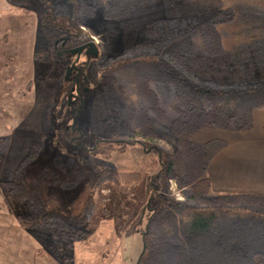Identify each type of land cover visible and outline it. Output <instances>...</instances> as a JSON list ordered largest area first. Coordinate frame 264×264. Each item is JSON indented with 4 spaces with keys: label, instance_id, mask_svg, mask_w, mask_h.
I'll return each mask as SVG.
<instances>
[{
    "label": "rangeland",
    "instance_id": "rangeland-1",
    "mask_svg": "<svg viewBox=\"0 0 264 264\" xmlns=\"http://www.w3.org/2000/svg\"><path fill=\"white\" fill-rule=\"evenodd\" d=\"M82 1L95 9L93 16L84 10L78 22L88 37L93 39L97 55H82L76 64V73L67 77L69 69L76 62V55L63 53L62 48L50 50L45 58L50 59L49 64L38 65L36 74L28 69L26 85L34 80V86L30 83L21 91L27 94L26 104L11 106L10 111H0V153L6 157L5 160L8 157L18 160L20 157L24 159V167L35 160H47L45 164L54 171L52 179L48 181L50 189L66 203L82 189L88 168L101 160L100 156L90 155L100 141L127 140L126 136L132 134L133 140L150 141L165 152H175L176 142L171 132L175 117L170 109L174 101L173 92L166 85H151L158 95L162 114L148 113L157 137L145 139L133 122L136 103L121 88L117 76L108 72L109 59L123 58L137 44L161 40L173 31L188 28L194 31L193 55H206L201 47L199 30L222 20V12H230V20L221 22L224 24L218 30L225 50L241 51L245 64L237 68L238 72L234 65L231 70L224 71L218 67L214 71L208 70L209 65H199L198 69L194 61H190V56L187 65L193 72V78L201 85L224 90L247 88L264 82L262 66L258 64V68L255 64L264 42V0H151L146 5L134 8L129 17L118 20L105 18L107 0H25L22 5L14 7L16 12L12 24L27 22V34L34 43L37 40L38 49L54 46L58 43L55 40L65 38L66 34L56 27H44L43 23L39 26L38 23L45 19L52 20L53 13L72 15ZM26 11H30L31 15H26ZM234 39L241 41L238 48L232 46ZM75 45L70 40L65 50L76 49ZM146 51V48H140L135 54ZM78 76L82 77L80 87L85 89L75 124L79 132H73L68 127L73 126L78 104H73L69 97L77 85ZM21 98L24 99L23 96ZM70 141L78 147L71 149L68 146ZM201 146L200 143L194 145L195 148ZM110 155L111 158L104 161L106 167L118 173L138 169L129 151ZM14 163L13 160L9 161L10 165ZM146 172L152 174L153 171ZM117 181H111L99 189L95 209L81 227L87 232L85 240L81 236L76 239L64 238L46 228L33 230L44 245L43 255L48 264H138L144 247L142 229L145 224L141 225V216L138 217L137 209L131 205L129 187L123 185L124 181H120V178ZM165 185L177 201H185L183 187L176 179ZM159 190L164 192L160 185ZM21 204L18 209L24 213ZM134 222L138 225L129 232ZM258 261L264 264L263 259Z\"/></svg>",
    "mask_w": 264,
    "mask_h": 264
},
{
    "label": "trees",
    "instance_id": "trees-1",
    "mask_svg": "<svg viewBox=\"0 0 264 264\" xmlns=\"http://www.w3.org/2000/svg\"><path fill=\"white\" fill-rule=\"evenodd\" d=\"M7 1L20 6L25 0ZM149 2L107 0L105 18H127L134 8ZM84 10L90 16L95 13L94 6L82 1L74 14L53 13V19H45L43 26L64 32L68 41L76 43L75 48L86 46L93 39L78 22ZM230 14L222 12V20L197 29L206 55L223 54L218 25L229 21ZM193 32L191 28L173 31L161 40L137 44L123 58L108 61V72L117 76L121 88L136 103L133 122L145 139L157 137L148 113L162 114L151 85H166L173 92L170 109L175 117L171 125L175 152H165L150 141L133 140L132 134L126 136L127 140L100 141L90 155L100 156L101 160L88 168L82 189L68 203L50 189L48 181L54 171L45 164L47 160H35L24 167V159L8 157L2 184L11 200L26 204L25 214L18 213L23 227L46 228L64 238L81 236L85 240L87 232L81 227L95 209L99 189L120 178L129 187L131 205L141 216V225L145 224L142 237L146 249L138 264H261L258 259L264 260V195L213 194L208 167L227 143L213 140L195 148L191 139L205 128L252 130L255 111H264V82L230 90L199 84L187 65V58L194 54ZM58 43L38 49L37 65L49 64L50 59L45 58L50 50L58 49ZM140 48H146L147 53L135 54ZM133 52L135 55H128ZM68 146L77 148L71 141ZM124 151L130 152L138 167L136 171L118 173L106 167L104 161L111 158L110 153ZM11 160L15 161L13 165L9 164ZM147 170H152V174ZM172 179L183 187L184 202L177 201L167 190L165 183ZM159 185L164 192H160ZM136 225L134 222L128 231Z\"/></svg>",
    "mask_w": 264,
    "mask_h": 264
},
{
    "label": "crops",
    "instance_id": "crops-1",
    "mask_svg": "<svg viewBox=\"0 0 264 264\" xmlns=\"http://www.w3.org/2000/svg\"><path fill=\"white\" fill-rule=\"evenodd\" d=\"M14 7L7 0H0V111L3 112L12 110L11 106L26 104L24 101H26L27 94H22L21 91L24 87L26 89L30 83L34 85V80L26 85L28 69L35 71V74L38 70L35 60L38 51L37 40L35 39L34 43L32 37L27 34L29 25L27 22L22 25L12 24L16 12ZM25 14L31 15L30 11H26ZM43 22H39V26ZM29 42L30 49H28ZM222 43L223 54L221 56L209 58L206 55L196 57L193 55L190 61H194L196 67L209 65L208 70L212 71L216 67L221 71L231 70L234 66L237 71L240 65L245 64L243 53L238 50H225L223 39ZM240 44L241 41L236 39L232 42L235 48H238ZM255 64L262 66L263 80L264 42H262V52ZM194 71H196L195 68ZM191 140L193 145L196 143L205 145L213 140L228 143L225 149L215 155L208 167V177L214 194L264 195L263 110L255 111L254 128L250 131H219L205 128L194 134ZM5 158L0 153V264H48L46 256L43 255L44 245L37 237L38 234L33 231L35 229H26L22 226L18 219L20 204L9 198L7 188L2 184L6 173ZM159 205L161 204L158 203Z\"/></svg>",
    "mask_w": 264,
    "mask_h": 264
},
{
    "label": "flooded vegetation",
    "instance_id": "flooded-vegetation-1",
    "mask_svg": "<svg viewBox=\"0 0 264 264\" xmlns=\"http://www.w3.org/2000/svg\"><path fill=\"white\" fill-rule=\"evenodd\" d=\"M67 39H68V38L65 37V38L61 39V40H63V42L57 44V48H62V49L64 50L63 53H66L65 48H66V45H67L68 42H69ZM89 44H90V43H89ZM89 44H87V46L85 47V49H84L82 55H84L85 53H88L89 55H92V56L94 55V48L91 47V46H89ZM81 46H82V45H81ZM82 55H81V57H82ZM76 58H77V56H76ZM75 71H76V70L74 69L73 72H72V75L76 73ZM78 79L81 80L82 77H81V76H80V77L78 76ZM79 82H80V81H78V87H77V85H76V87L74 88V90H73V92H72V94H73V98H72V100H73V102H75V105L78 104V109L76 110V112H75V114H74V115H75L74 118H75V117L78 118V116H79V115L77 116V113L79 112L80 107H81V101H80V98L82 97V92H83L84 89H85V88H81V87H80ZM73 120H74V119H73ZM73 122H74V121H73ZM70 129H73V132H79V131L76 129V126H72ZM73 145H75L74 142H73ZM75 146H76V145H75ZM76 147H78V146H76Z\"/></svg>",
    "mask_w": 264,
    "mask_h": 264
},
{
    "label": "water",
    "instance_id": "water-1",
    "mask_svg": "<svg viewBox=\"0 0 264 264\" xmlns=\"http://www.w3.org/2000/svg\"><path fill=\"white\" fill-rule=\"evenodd\" d=\"M86 46H87V45H86ZM86 46H82V47H78V48H76V49H72V50L66 51V52H69V53L72 54V55H76V56H77L76 62L72 65V67H71V68L69 69V71H68V75H67V77H69V76L72 74V72H73L74 69L77 70V66H76V64H77V62L80 60V57H81V55H82V53H83V51H84V49H85ZM89 46H91V47L94 48V56H96L97 53H98V50H97L96 45L92 42V43L89 44ZM78 81H79V79L77 78V87H78ZM72 98H73V94L70 95L69 100H70L73 104H75V102H73ZM80 101H81V104H82V97L80 98ZM80 108H81V107H80ZM79 114H80V110H79V112L77 113V116H78ZM76 120H77V118L75 117L74 120H73V121H74V122H73V126H75V124H76ZM145 249H146V246L144 245L142 255L144 254ZM142 255H141V256H142Z\"/></svg>",
    "mask_w": 264,
    "mask_h": 264
}]
</instances>
